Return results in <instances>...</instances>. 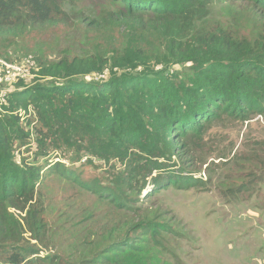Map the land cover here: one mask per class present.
Segmentation results:
<instances>
[{
	"label": "trees",
	"instance_id": "trees-1",
	"mask_svg": "<svg viewBox=\"0 0 264 264\" xmlns=\"http://www.w3.org/2000/svg\"><path fill=\"white\" fill-rule=\"evenodd\" d=\"M74 1L0 0V40L69 25L74 17L65 6ZM109 1L111 8L99 10L96 19L80 17L96 32V55L48 65L34 57V82L37 76L52 80L29 86L20 77L10 85L16 90L7 95V114L0 113V264H186L170 246L184 237L179 223L145 208V200L171 185L197 187L195 175H174L170 168L177 162L190 168L195 142L213 125L264 116V0H239L260 16L261 34L253 40L208 25L220 0ZM122 27V43L105 45L104 33ZM106 72V79L95 80ZM29 106L41 124L36 154L48 157L50 148L81 144L97 159L121 164L112 182H86L62 162H18L28 134L14 114ZM57 179L95 199L86 221L49 219L54 190L47 184ZM102 207L117 218L107 219Z\"/></svg>",
	"mask_w": 264,
	"mask_h": 264
},
{
	"label": "rangeland",
	"instance_id": "rangeland-1",
	"mask_svg": "<svg viewBox=\"0 0 264 264\" xmlns=\"http://www.w3.org/2000/svg\"><path fill=\"white\" fill-rule=\"evenodd\" d=\"M105 7L111 8L109 0H76L65 6L74 17L69 25L55 24L30 31L13 41L0 40V72L4 76H0L2 115L8 112L5 109L8 106L7 95L16 90L11 86L17 83L18 77L9 69H2L1 62L14 65L27 57L33 60L35 57L42 65H48L64 58L72 61L76 57L96 55V32L87 31L80 17L96 19L97 12ZM259 18L239 0H220L213 4L208 25L219 23L235 37L253 40L258 37L262 26ZM231 23H235L233 27ZM124 29L122 27L118 33L105 32V45L122 43ZM140 40L145 43L144 36ZM149 40L156 41L153 36ZM175 70L180 71V68ZM104 74L107 78V72ZM95 76L99 77L98 74ZM40 77L37 76L39 81L34 82L35 77L31 73L30 77H26L28 85L48 84L52 80ZM14 115L21 117L19 124L28 134L25 141H17L18 145L20 142L25 145L16 152L18 162L25 159L27 163L34 162L44 167L48 163L62 162L82 180L90 183L98 181L104 186L112 182L110 174H117L121 170L119 162L105 163L88 153L81 144L75 150L62 146L50 148L48 157L36 154L41 129L36 111L29 106L27 111L21 109ZM195 143L193 167L185 170L174 158L177 166L170 170L176 172L174 175L183 171L187 175H195L200 179L197 187L178 191L171 185L145 200V208L162 214L163 219L175 217L176 223H179L177 231L180 230L184 237L178 240L173 238L170 246L173 253L186 264H264V116L246 122L225 120L213 125L202 142ZM240 187H243L242 193L236 192L237 196H224L228 190L237 191ZM47 188L54 190L47 199L51 221L64 224L74 216L83 222L95 209L92 196L79 193L61 179L48 183ZM152 189V186L148 187L142 198ZM100 211L106 214L107 219L117 218L110 214L109 208L102 207ZM57 212L60 214L54 216ZM69 235L66 242L68 239L73 241V236ZM166 258L170 259L169 256Z\"/></svg>",
	"mask_w": 264,
	"mask_h": 264
},
{
	"label": "built area",
	"instance_id": "built-area-1",
	"mask_svg": "<svg viewBox=\"0 0 264 264\" xmlns=\"http://www.w3.org/2000/svg\"><path fill=\"white\" fill-rule=\"evenodd\" d=\"M2 69L7 68L8 71L16 75L18 78H26L31 76V71L35 68V62L32 57H27L23 59L20 63L9 65L4 62H1ZM1 68V67H0ZM1 70V69H0ZM2 72V71H1ZM0 72V76L3 78ZM106 79V74L99 75V77H95L96 81H101Z\"/></svg>",
	"mask_w": 264,
	"mask_h": 264
}]
</instances>
